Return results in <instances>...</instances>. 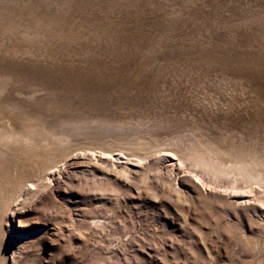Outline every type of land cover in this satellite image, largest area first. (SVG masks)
<instances>
[{"label":"rangeland","instance_id":"obj_1","mask_svg":"<svg viewBox=\"0 0 264 264\" xmlns=\"http://www.w3.org/2000/svg\"><path fill=\"white\" fill-rule=\"evenodd\" d=\"M12 38L0 264H264V0H0Z\"/></svg>","mask_w":264,"mask_h":264},{"label":"bare ground","instance_id":"obj_2","mask_svg":"<svg viewBox=\"0 0 264 264\" xmlns=\"http://www.w3.org/2000/svg\"><path fill=\"white\" fill-rule=\"evenodd\" d=\"M85 24H88V25H91V22L90 21H85ZM83 27H85V25L83 24L82 26L81 25H78L77 26V28H76V30H81ZM78 33V32H77ZM28 36H29V33H28ZM29 38V37H28ZM6 40H8V39H6ZM12 40H13V38H12ZM22 40V39H21ZM21 40H19V41H21ZM14 41V40H13ZM25 41V40H24ZM11 42V41H10ZM15 42V41H14ZM23 42V41H22ZM2 43V44H1ZM6 42H4V44H3V42H0V65L1 64H3V62H8V63H10L11 62V57H13V55L15 54V53H17V51H19L18 49H24V46L22 45V44H16L17 43V41L15 42V44L14 43H6ZM29 43V42H28ZM28 43H27V45H28ZM30 45V44H29ZM62 45H64V44H62ZM10 46V47H9ZM16 48H18V49H16ZM10 57V58H9ZM216 69V68H215ZM221 69V68H220ZM224 70V69H223ZM220 74V73H219ZM237 74V73H236ZM217 75H218V73H217ZM222 75V74H221ZM224 75V74H223ZM222 75V76H223ZM165 76V75H164ZM225 76V75H224ZM220 77V76H219ZM226 78V77H225ZM157 79H158V77H157ZM223 79V78H222ZM188 80V79H187ZM91 81V80H90ZM222 81V80H221ZM226 81H227V79H226ZM201 86V85H200ZM191 87V86H190ZM194 88V87H193ZM197 88V87H196ZM198 89V88H197ZM153 91V90H152ZM214 91V90H213ZM156 92V91H155ZM180 93V92H179ZM196 94V93H195ZM209 94V93H208ZM134 139V138H133ZM217 139V138H216ZM135 141V140H134ZM111 142V141H110ZM149 142V141H148ZM24 145V144H23ZM31 146V145H30ZM130 146V145H129ZM35 147V146H34ZM31 148V147H30ZM178 148V147H177ZM36 149V148H35ZM23 150V149H22ZM32 150V149H31ZM4 151V150H3ZM3 151L2 150H0V153L2 154L3 153ZM33 151V150H32ZM26 152V151H25ZM36 154V153H35ZM223 155V154H222ZM203 156V155H202ZM219 156V155H218ZM29 157V156H28ZM206 157V156H205ZM216 157V156H215ZM30 159V158H29ZM233 159V158H232ZM184 160V159H183ZM191 160V159H190ZM203 160V159H202ZM201 160V163L199 164V165H202L203 167H205L204 168V170L206 169V168H208V165H206V164H208V163H203L204 162V160L202 161ZM43 162V161H42ZM189 162V161H188ZM193 162V161H192ZM225 162V161H224ZM24 163V162H23ZM26 164V163H25ZM30 164V163H29ZM42 164V163H41ZM175 164V163H174ZM195 164V163H194ZM217 164V163H216ZM26 165H28V164H26ZM223 165V164H222ZM179 166H182V165H179ZM195 166V165H194ZM211 167V166H210ZM208 170V169H207ZM210 171V170H209ZM208 172V171H207ZM203 173H204V171H203ZM209 174H211V173H209ZM213 176V175H212ZM209 177V176H208ZM21 183V182H20ZM230 185V184H229ZM233 187V186H232ZM244 195V194H243Z\"/></svg>","mask_w":264,"mask_h":264}]
</instances>
